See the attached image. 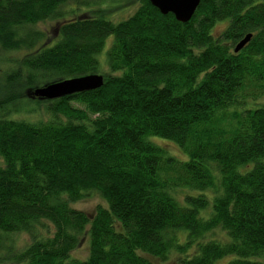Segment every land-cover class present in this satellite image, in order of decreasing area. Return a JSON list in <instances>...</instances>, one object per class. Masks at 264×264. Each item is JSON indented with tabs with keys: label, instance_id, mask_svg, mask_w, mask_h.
Returning <instances> with one entry per match:
<instances>
[{
	"label": "trees",
	"instance_id": "16d2710c",
	"mask_svg": "<svg viewBox=\"0 0 264 264\" xmlns=\"http://www.w3.org/2000/svg\"><path fill=\"white\" fill-rule=\"evenodd\" d=\"M107 1L0 0V48L22 53L0 77V264H264V0H202L188 23L148 0L120 22L83 10ZM90 74L100 89L33 96Z\"/></svg>",
	"mask_w": 264,
	"mask_h": 264
},
{
	"label": "rangeland",
	"instance_id": "374dc122",
	"mask_svg": "<svg viewBox=\"0 0 264 264\" xmlns=\"http://www.w3.org/2000/svg\"><path fill=\"white\" fill-rule=\"evenodd\" d=\"M91 1L93 2V4L99 2V0H98V2H97V0H91ZM138 6L139 5H138L136 0H109V1L101 4V6H99V5L85 6V8L83 7V10L84 11L94 10V9H98L99 7H102L103 9L108 11L106 14H107V17L109 20H112L114 22H120L121 20L128 19L130 16H132L136 12ZM74 7L75 6L73 4H70L69 6L66 7L65 10H66V12H68L67 19L72 18L73 14L71 13V10L72 9L74 10ZM61 22H62V20H51V21H48L46 23L35 26V29L40 30V31H45L48 35V39H52L53 37L57 36V33H55L56 28H57L58 24ZM220 30H221V28H220ZM112 40H113V37H111L107 40L105 49L103 50V52L99 56V59L102 63V69L105 72L109 71L108 66L106 64V51L109 48ZM21 56H22V53L19 51H5L2 48H0V77L4 72H6L8 70L11 71V69L13 68V61L16 60V58H19ZM1 85H2V82L0 81V90H3L5 92L2 91L0 93H3V94H5L6 92H9V94L13 93V87L6 90V89H3V87H1ZM43 103H45V102L40 100V99H34V100L26 101L24 106H23V109L31 110V109L37 108L38 106H41V104H43ZM8 108L11 110V113H10V115L7 116V118L13 119V105H9ZM40 108L43 109L44 107L41 106ZM27 115L28 114H20V115H18V117L19 118L29 117ZM149 140H151L153 143L158 144L161 147H163L165 150L168 151V153L171 156L175 157L176 159H178L180 161H187L188 160V156L186 155V153L182 152V150L177 146L176 143L169 141V140L162 139V138L157 137V136H151V137H149ZM2 164H3V160L0 158V165H2ZM185 193H186L185 191L180 193V195H179L180 199H182V197H184ZM206 194L212 200V197H213L212 193L210 191H207ZM101 204L106 205V203L102 200V198L99 195L94 194L92 197H89L85 200H82L78 203H75L74 207L79 209V210L86 211L88 213H94L97 206L101 205ZM210 210H212V202H211V205L208 208L207 212H209ZM205 215L206 214H204V213L202 214V216H205ZM225 238H226V234L220 230L217 231L216 234L213 236V239H216V240H225ZM11 241L8 242V245H13V246L15 245L18 248H22L27 243H30L31 237L29 236V234L23 233V234L13 236V241L12 242ZM73 256L81 258V259H84L88 256V242H87V240H84V242L81 244V246L73 253ZM231 258L232 257H230L229 259L219 261L216 264H227V262ZM260 261L264 263V259H260ZM167 264H174V261L173 262L171 261V263H167Z\"/></svg>",
	"mask_w": 264,
	"mask_h": 264
},
{
	"label": "water",
	"instance_id": "95a60500",
	"mask_svg": "<svg viewBox=\"0 0 264 264\" xmlns=\"http://www.w3.org/2000/svg\"><path fill=\"white\" fill-rule=\"evenodd\" d=\"M161 14H173L177 21L188 23L193 18L202 0H148ZM252 39L247 35L236 46L235 52L241 51ZM104 85V76L90 74L36 88L33 96L43 100H57L75 94L100 89Z\"/></svg>",
	"mask_w": 264,
	"mask_h": 264
}]
</instances>
